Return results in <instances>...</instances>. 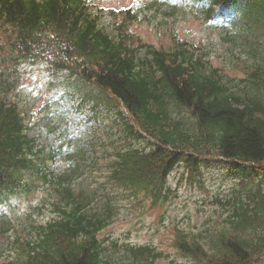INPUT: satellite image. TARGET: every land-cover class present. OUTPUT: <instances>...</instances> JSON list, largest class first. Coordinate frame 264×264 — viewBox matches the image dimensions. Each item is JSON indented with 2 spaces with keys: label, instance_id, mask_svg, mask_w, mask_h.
Listing matches in <instances>:
<instances>
[{
  "label": "trees",
  "instance_id": "obj_1",
  "mask_svg": "<svg viewBox=\"0 0 264 264\" xmlns=\"http://www.w3.org/2000/svg\"><path fill=\"white\" fill-rule=\"evenodd\" d=\"M194 1L213 18L238 0ZM243 2L247 31L264 30V0ZM222 3V11H215ZM93 5L91 0H0V28L12 38L14 60L63 75L96 108H119L125 137L113 154L109 175L111 184L128 196L166 197L167 176L178 161L199 171L198 161L209 156L229 158L230 173L242 177L237 196L226 204L223 225L200 239L183 234L179 247L201 264H258L264 258V184L259 183L264 179V50L252 49L254 73L248 75L244 94H236L219 73H209L189 42L178 41L167 50L141 38L131 46L122 32L118 41L112 40L94 17ZM146 137L152 139L150 148L135 147L134 140ZM42 162L19 106L1 98L0 203L35 190L36 175L50 182L57 213L34 226L26 241L17 239L15 248L12 244L8 264H116L119 242H112L111 249L99 238L110 224L111 200L93 206L94 194L75 180L79 172L49 180ZM122 246L129 264H150L157 256L151 247Z\"/></svg>",
  "mask_w": 264,
  "mask_h": 264
},
{
  "label": "rangeland",
  "instance_id": "obj_2",
  "mask_svg": "<svg viewBox=\"0 0 264 264\" xmlns=\"http://www.w3.org/2000/svg\"><path fill=\"white\" fill-rule=\"evenodd\" d=\"M91 2L94 3L92 10L100 13L101 23L112 33H118L115 22L122 18L121 15L113 16L110 13L112 8L131 7L139 11V19L130 23L128 28L133 46L140 43L139 38L160 48L174 47L177 41L190 42L198 53L204 51L209 54L210 65L223 67L222 74L230 87L237 92L245 89V82L236 80L242 78L243 73L233 64L238 62L235 58L241 53L239 48L233 49L234 44L229 39L233 38L228 34L231 27L223 28L227 30L224 32L221 23L208 20L193 0ZM100 7L104 8L103 12L98 10ZM237 10L233 8L228 12L227 21L234 19ZM164 12H169V15ZM232 29L236 31L238 28ZM9 46L7 36L0 31V82L5 79L1 82L0 94L19 103L30 126L29 133L38 134L39 142L45 145L46 150L58 154L52 158L56 174L64 172L76 176L80 171L77 183L94 194L93 206H99L107 198L111 200L112 223L101 232L100 238L111 249L115 248L111 241H119V247L113 254L116 264H129L123 244L156 246L163 256L154 264L180 259V252L174 246L175 228L203 230L214 222L215 215L225 217L228 210L226 199L232 194L239 176L229 175L224 169L226 164L215 162L216 159L202 167L201 183L192 182L183 165L174 168L169 176V185L176 195L166 202L153 204L147 198L141 201V198L127 196L123 188L113 186L109 175L110 163L121 138L125 137L117 116L119 108L108 107V110L102 105L94 110V103L83 102L81 94L64 88L60 78L45 75L37 66L14 63ZM141 54H144V49H141ZM90 111L97 115L90 119ZM133 143L143 149L152 146L148 138L134 140ZM80 159L82 162L75 168ZM37 180L40 183L41 179ZM217 196L223 202L217 203ZM52 199V195L39 187L24 200L15 199L0 206V264L9 262L14 254L12 244L15 248L17 239H28L29 232L35 233L34 226L55 216ZM259 263L264 264V258Z\"/></svg>",
  "mask_w": 264,
  "mask_h": 264
}]
</instances>
